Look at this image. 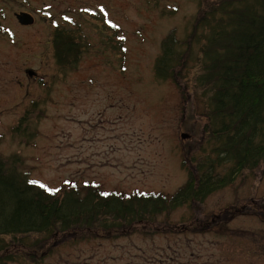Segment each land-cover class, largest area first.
Wrapping results in <instances>:
<instances>
[{"label":"rangeland","instance_id":"374dc122","mask_svg":"<svg viewBox=\"0 0 264 264\" xmlns=\"http://www.w3.org/2000/svg\"><path fill=\"white\" fill-rule=\"evenodd\" d=\"M23 11L33 24H20ZM197 15L195 0H0L7 167L52 189L94 183L104 191L175 193L199 160L215 159L205 129L210 96L197 81L198 47L191 46L193 58L183 55L173 79H158L154 64L171 32L178 50L188 51ZM58 28L84 47L76 69L56 61ZM101 230L16 236L5 253L18 261L8 264H264V163L202 203Z\"/></svg>","mask_w":264,"mask_h":264},{"label":"trees","instance_id":"16d2710c","mask_svg":"<svg viewBox=\"0 0 264 264\" xmlns=\"http://www.w3.org/2000/svg\"><path fill=\"white\" fill-rule=\"evenodd\" d=\"M195 1L198 15L188 34V51L181 53L179 39L169 33L154 72L158 79H173L183 55L193 58L191 46L199 48L197 81L209 90L205 129L215 144V159L199 160L197 174L190 171L187 182L168 195L104 191L94 183L52 189L25 171L8 168L0 157V264L18 261L15 254L5 253L16 236L52 238L73 229L111 232L153 222L161 213L202 203L243 171L264 163V0ZM53 45L58 65L76 69L84 51L78 37L58 28ZM221 166L227 167L223 174L216 170ZM9 236L13 239L7 240Z\"/></svg>","mask_w":264,"mask_h":264},{"label":"water","instance_id":"95a60500","mask_svg":"<svg viewBox=\"0 0 264 264\" xmlns=\"http://www.w3.org/2000/svg\"><path fill=\"white\" fill-rule=\"evenodd\" d=\"M16 17H17L18 21L20 22V24H22V25H31L34 23V17L27 12H20V13L16 14ZM30 75H32V73H30ZM188 136H189V134H187V133L181 134V137L183 139L188 138Z\"/></svg>","mask_w":264,"mask_h":264},{"label":"snow or ice","instance_id":"6c2138e0","mask_svg":"<svg viewBox=\"0 0 264 264\" xmlns=\"http://www.w3.org/2000/svg\"><path fill=\"white\" fill-rule=\"evenodd\" d=\"M114 26V25H113Z\"/></svg>","mask_w":264,"mask_h":264}]
</instances>
